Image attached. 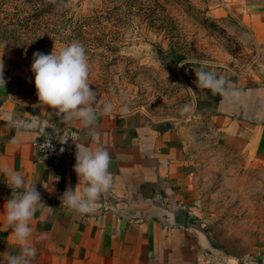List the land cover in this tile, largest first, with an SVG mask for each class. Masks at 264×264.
<instances>
[{
    "label": "crops",
    "instance_id": "obj_1",
    "mask_svg": "<svg viewBox=\"0 0 264 264\" xmlns=\"http://www.w3.org/2000/svg\"><path fill=\"white\" fill-rule=\"evenodd\" d=\"M208 2L235 15L263 50L264 0ZM0 59L6 80L0 86V264L21 250L6 220V203L16 194L6 172L21 173L26 186L35 184L44 203L31 220L29 243L37 251L30 264H264L262 253L233 256L213 240L189 154L201 125L219 144L264 163V61L223 75L238 98L194 90L197 116L190 124L97 108L96 123L85 128L39 102L18 59L2 53ZM66 126L79 131L77 143L111 156L113 185L90 214L62 205L63 193L79 184L76 162L55 166L32 146L36 138L61 135Z\"/></svg>",
    "mask_w": 264,
    "mask_h": 264
},
{
    "label": "rangeland",
    "instance_id": "obj_2",
    "mask_svg": "<svg viewBox=\"0 0 264 264\" xmlns=\"http://www.w3.org/2000/svg\"><path fill=\"white\" fill-rule=\"evenodd\" d=\"M72 41L86 48L97 108L184 124L197 116L200 61L222 76L264 61L240 20L208 0H0V53L18 59L34 87L33 54ZM202 129L189 154L210 234L230 255L264 254V163Z\"/></svg>",
    "mask_w": 264,
    "mask_h": 264
},
{
    "label": "clouds",
    "instance_id": "obj_3",
    "mask_svg": "<svg viewBox=\"0 0 264 264\" xmlns=\"http://www.w3.org/2000/svg\"><path fill=\"white\" fill-rule=\"evenodd\" d=\"M200 64V68L195 69L199 88L208 89L222 98L239 97V91L224 76L211 70V62L200 61ZM31 70L35 74V87L41 104L57 110L67 121L79 120L85 128L96 123L98 98L96 91L90 87L89 61L82 43L72 41L58 51L53 50L51 54L36 51L33 54ZM5 84L4 62L0 59V86ZM112 109V103L108 102L103 104L99 112L111 114ZM71 138L77 149L74 170L79 184L63 193L62 205L81 215L90 214L95 211L96 202L101 195L108 192L113 185V176L109 171L111 156L102 147L93 149L77 143L76 137ZM63 151L61 148V152ZM4 175L13 192L16 191L6 203V220L21 245V250L19 254L10 255L3 264H30V258L37 251L29 243V237L33 233L31 220L38 206L44 203L35 184L26 186L21 173L6 172ZM81 184L84 185L83 188L80 187Z\"/></svg>",
    "mask_w": 264,
    "mask_h": 264
},
{
    "label": "built area",
    "instance_id": "obj_4",
    "mask_svg": "<svg viewBox=\"0 0 264 264\" xmlns=\"http://www.w3.org/2000/svg\"><path fill=\"white\" fill-rule=\"evenodd\" d=\"M73 136L78 139L79 131L73 126H66L59 138L56 136H42L34 139L32 141V146L42 154V156L52 160L55 166H60L65 161L76 162L77 149L75 147V142L71 138ZM61 148L64 149L63 152H61Z\"/></svg>",
    "mask_w": 264,
    "mask_h": 264
},
{
    "label": "water",
    "instance_id": "obj_5",
    "mask_svg": "<svg viewBox=\"0 0 264 264\" xmlns=\"http://www.w3.org/2000/svg\"><path fill=\"white\" fill-rule=\"evenodd\" d=\"M60 135L56 136L57 138H59Z\"/></svg>",
    "mask_w": 264,
    "mask_h": 264
}]
</instances>
